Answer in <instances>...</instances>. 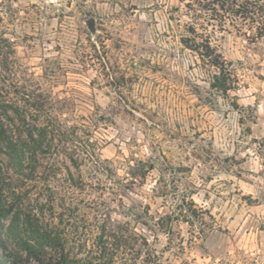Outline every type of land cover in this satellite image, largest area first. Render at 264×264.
I'll return each instance as SVG.
<instances>
[{"label":"rangeland","instance_id":"rangeland-1","mask_svg":"<svg viewBox=\"0 0 264 264\" xmlns=\"http://www.w3.org/2000/svg\"><path fill=\"white\" fill-rule=\"evenodd\" d=\"M246 1L0 0V101L45 151L25 175L0 156V204L51 231L34 263L264 264V32ZM12 219L1 264L27 256Z\"/></svg>","mask_w":264,"mask_h":264},{"label":"trees","instance_id":"trees-1","mask_svg":"<svg viewBox=\"0 0 264 264\" xmlns=\"http://www.w3.org/2000/svg\"><path fill=\"white\" fill-rule=\"evenodd\" d=\"M248 7H249V13L250 15H253L259 24L258 29L262 30L264 32V3H258L255 1H246ZM234 6L240 7L239 3H235V0H233ZM203 43H199V45L204 48V50H200L198 52V47L195 48L192 45H188L187 47L197 51L199 55L203 58H205L211 66H214L218 68L221 72L224 70H227L228 73L229 70L224 67V64H221L220 62V54H217L215 52V47L211 45V42L207 39H203ZM222 87H226L225 78L222 82V80H218L217 82ZM7 107L9 105L5 101H0V156H4L8 160L12 161L16 167H18L17 174L18 175H25L24 169L31 168L35 169L36 165L38 164V159L41 155L45 153L43 149V138L42 135H39L38 133V125L35 123L28 122V120L22 116L18 115L15 118H12L8 114ZM11 121L14 123L15 121L21 126L22 130H20L24 137L20 140L21 136H15L14 133L10 130V127L5 123V121ZM37 130V132H36ZM20 132V133H21ZM30 166H27V164ZM2 169L0 167V178L2 175ZM72 178H70V181ZM11 208L5 207L2 204H0V219L4 218L10 213H12V222L13 224L18 225L19 222L23 223L25 225V233L26 236H20L18 245L20 246V249L22 251H25L27 253V256H22L19 253H16L11 256H6L7 260H9L10 264H65L51 260L49 262H45L41 260L40 258H34V263L29 257H31L33 253V245L31 241L38 240L40 238H44L46 242L51 245V231L45 229H42V222L40 221L38 215L33 210H26L24 213L21 214L18 211L11 212ZM140 215V214H139ZM31 234L30 236H28ZM3 239L2 234V225L0 224V241ZM33 239V240H32ZM34 257V256H33ZM2 263V260H0V264ZM157 264V263H154Z\"/></svg>","mask_w":264,"mask_h":264},{"label":"water","instance_id":"water-1","mask_svg":"<svg viewBox=\"0 0 264 264\" xmlns=\"http://www.w3.org/2000/svg\"><path fill=\"white\" fill-rule=\"evenodd\" d=\"M84 23L89 34L91 36H96L99 31L96 25V19L94 17H89L84 21Z\"/></svg>","mask_w":264,"mask_h":264}]
</instances>
